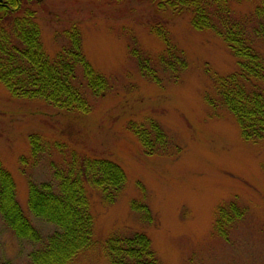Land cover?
Here are the masks:
<instances>
[{"label":"rangeland","instance_id":"obj_1","mask_svg":"<svg viewBox=\"0 0 264 264\" xmlns=\"http://www.w3.org/2000/svg\"><path fill=\"white\" fill-rule=\"evenodd\" d=\"M259 1L229 0L231 13L251 16ZM157 2L42 0L33 5L45 52L53 56L65 45L64 30L74 24L86 59L108 83L97 95L77 68L75 81L89 102L88 112L14 97L0 83V159L14 179L22 211L41 235L38 241L18 237L0 215V264H29L31 252L58 229L30 211L27 189L29 182H50L56 191L52 164L64 163L73 151L114 161L126 180L112 203L86 185L94 244L67 264H109L104 240L136 231L150 238L163 264H264V138H242L211 75L235 71L237 58L214 31L193 28L189 11H161ZM156 25L168 31L185 58L177 76L159 67L164 44L151 31ZM250 36L264 60V41L251 31ZM134 49L150 56L159 82L142 75ZM151 121L161 126L167 142L149 154L130 124L149 127ZM31 134L40 143L37 156L31 155ZM232 200L244 213L224 238L214 220L218 207ZM132 201L145 203L152 220L144 219Z\"/></svg>","mask_w":264,"mask_h":264},{"label":"trees","instance_id":"obj_2","mask_svg":"<svg viewBox=\"0 0 264 264\" xmlns=\"http://www.w3.org/2000/svg\"><path fill=\"white\" fill-rule=\"evenodd\" d=\"M42 0H0V83L14 97L40 98L59 108L88 112L89 102L76 83L79 67L88 88L101 95L107 88V78L96 71L82 51L80 30L71 25L64 30L65 45L49 56L41 42L34 4ZM161 11L187 10L193 28L211 29L237 58V69L226 75L211 73L221 102L234 116L242 138L258 141L264 138V60L255 49L250 31L264 41V0L255 6L251 16L235 17L229 0H158ZM254 20V22H252ZM254 26L249 28L250 23ZM249 28V29H248ZM164 44L158 56L159 67L178 75L186 67L185 58L170 40L168 31L152 26ZM250 36V37H249ZM142 75L159 82L150 56L134 49ZM209 104L213 100L208 98ZM130 128L146 153H153L167 142L161 126L151 121L149 127L134 123ZM31 155L40 152L35 134L29 135ZM24 157L20 160L24 162ZM57 190L50 182H29L27 205L30 211L58 229L47 237L43 246L31 252L29 264H67L80 252L94 244L93 216L86 185L98 189L103 202L112 203L126 180L120 165L106 158L89 157L71 152L67 161L52 164ZM144 219L152 215L145 203L132 201ZM244 208L232 200L218 207L214 226L227 238V228L242 218ZM0 215L21 238L38 241L41 235L22 211L16 199L15 182L0 159ZM109 264H163L152 248L150 238L143 232L128 235L111 234L103 243Z\"/></svg>","mask_w":264,"mask_h":264}]
</instances>
